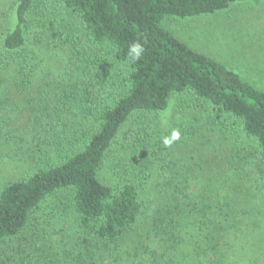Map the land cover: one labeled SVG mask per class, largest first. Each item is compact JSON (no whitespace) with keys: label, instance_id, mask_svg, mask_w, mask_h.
<instances>
[{"label":"trees","instance_id":"obj_1","mask_svg":"<svg viewBox=\"0 0 264 264\" xmlns=\"http://www.w3.org/2000/svg\"><path fill=\"white\" fill-rule=\"evenodd\" d=\"M242 1L13 0L10 3L0 14V91L7 101L13 89L23 95L21 101L12 100L5 105L13 119L35 134L46 128L54 132L52 128L75 115L90 120V125L82 134L79 149L71 154L63 150L56 156L54 161L59 162L55 164L45 163L46 160L39 163L37 157L32 174L0 184V264L41 263V255L31 251L30 242L13 249L11 254L7 252V244L31 226L30 217L42 205L62 194L70 203L78 230L71 264H87L102 250L116 247L151 211L152 229L158 235L182 243V233L187 236L193 231L206 242L199 256L218 255L220 248L215 240L224 231L223 225L231 229L233 226L227 221L244 212L243 201L238 197L241 194L224 190L223 183L218 182L228 181L226 174L248 180L250 169L255 167L252 171L262 177L255 189L264 193V88L192 49L163 24L168 19L186 20L222 13ZM52 4L76 18L88 47L91 44L98 51L92 55L87 46L76 43L81 47L76 50L79 58L75 55V59L67 62L61 74L65 78L46 80L40 74H45L42 64L47 55L44 58L41 33L36 32L45 30L53 43L71 44L73 50L76 42L75 32L74 36L68 32L64 36L55 26L57 21L47 8ZM135 42L144 49L138 60L132 58L129 50ZM104 49L112 50L114 62L127 69L124 81L116 80L113 65L102 54ZM41 79L45 82L42 81L44 85L39 90L42 93L36 98L31 87ZM53 86L54 93L50 95L47 90ZM186 94L210 107L211 128L206 131L218 132L221 148L224 141L229 148L231 154L221 178L212 168L205 176L201 160H193L195 168L179 162L173 155L176 148H181L179 140L170 147L162 143L174 129L181 130L183 139L199 141L197 133L202 128L162 130L154 123L159 117L167 118L174 99ZM121 133L142 157L139 174L147 181L142 184L143 190L151 188L150 194L142 195L135 176L121 178L116 185H108L100 177ZM13 134L1 132V148L15 147L24 156L25 144L30 153L42 155L37 142H33L34 148L27 142L24 130ZM116 174L121 175L118 168ZM147 195L151 196L146 204ZM52 209L53 213H59L58 207ZM215 210L219 218L214 216ZM238 217L232 221L233 225ZM170 249L175 250V245H170Z\"/></svg>","mask_w":264,"mask_h":264},{"label":"rangeland","instance_id":"obj_2","mask_svg":"<svg viewBox=\"0 0 264 264\" xmlns=\"http://www.w3.org/2000/svg\"><path fill=\"white\" fill-rule=\"evenodd\" d=\"M12 1L0 0V14L9 8ZM47 8L51 12L49 13L51 18L57 21L55 26L63 32L64 36L67 32L70 35L75 32L76 36L75 50H73L71 44L53 43L50 34H45V30L39 29L40 31L36 32V34L41 33L44 58L47 55V61L42 64L45 74L41 73L40 77L46 76V80L49 78L54 80L64 76L61 74L69 60L75 59V55L79 58L76 50L81 47L76 43L85 47L88 45L72 14L54 4ZM163 27L192 49L238 71L247 81L264 88V0H243L229 10L215 15L186 20L168 19ZM1 31L2 28H0ZM78 37H80L79 42ZM87 50L95 55L98 48L89 44ZM102 54L113 65L116 80L124 81L128 71L114 62L112 50L104 49ZM42 81L43 79L31 87V93L36 98H39L42 93L39 90L43 88L45 80ZM67 82L63 83L67 84ZM53 88L54 86L47 90L50 95L54 93ZM6 99L0 91V134L4 131L14 135V131L24 130L27 142L32 143H30L32 148H34L33 142H37L40 145L39 153L43 156L30 153L31 150L27 151L28 147L25 148V144L23 148L27 153L24 156L15 151V147L13 149L0 147V184L32 174L37 167L34 165L37 157L39 163L46 160L45 163L55 164L59 162L54 161L56 156L58 157L63 150L71 154L73 150L81 147L82 134L87 129L88 123L90 125V120H85L79 115L71 116L65 122L59 123L57 128H52L54 132L46 128L43 129L44 132L35 134L32 130L21 126L22 123L18 125V120L13 119L12 112H9L5 106L12 100L21 101L24 99L23 95L19 94L17 89H13L9 95V101ZM210 115L211 109L207 104H201V101L186 94L179 99H174L167 118L159 117L157 123H154L162 130L202 128L197 133L199 141L188 140L185 137L183 139L180 135L181 148H176L173 155L186 166L193 165L192 168H195L193 160H201L204 163L205 176L209 175V170L212 168L213 172L220 177L231 153L225 141L221 148L218 132L207 133L206 128H211ZM183 133L187 134L184 130ZM204 135L209 138H203ZM32 137L35 140H32ZM126 139L123 133L116 139L111 154L105 160L100 177L104 183L116 185L121 178L133 179L135 176L142 195L150 194L151 188L145 187L143 190L142 184L146 185L147 181L144 182L139 174L138 164L141 163L142 157L138 151H133L134 149L130 147L131 143ZM241 158L243 159L242 154ZM117 168L121 173L119 176L115 175ZM254 168L250 169L251 174L248 180L237 175L232 177L226 174L228 181L218 182L223 183L224 190L229 189L230 192L241 194L238 197L243 201L244 212L227 221L233 226L231 229L222 224L224 231L220 234L221 240L220 236L218 240H215L218 241L220 248L217 256L212 253L203 254V257L199 256L206 242L193 231H189L187 236L182 233V243L174 242L162 236L161 233L158 235L157 231L152 229L151 211L150 214L145 213L116 247L102 250L92 261L88 260L87 264H264V193L255 189L262 177L256 170L252 171ZM151 181L150 185L153 186ZM150 196L145 197L146 204ZM69 204L66 195L62 194L42 205L40 210L30 217L31 226L16 240L8 242V254L13 253V249H18V246L30 242L31 251L41 255L39 256L40 264H71V254L77 243L78 230L75 215ZM52 206L59 208L58 214L53 213ZM148 210L151 208L148 207ZM213 213L219 218L216 210ZM211 216L213 217L212 214ZM237 216L239 217L236 224L233 225L232 221ZM179 244L183 245L179 246ZM170 245H175V250L170 249Z\"/></svg>","mask_w":264,"mask_h":264},{"label":"clouds","instance_id":"obj_3","mask_svg":"<svg viewBox=\"0 0 264 264\" xmlns=\"http://www.w3.org/2000/svg\"><path fill=\"white\" fill-rule=\"evenodd\" d=\"M130 55L134 60H138L141 56V53L144 51L143 45L139 42H135L132 45H130ZM180 139V132L178 129H174L171 133V136H166L163 138V145L165 147H170L173 142Z\"/></svg>","mask_w":264,"mask_h":264}]
</instances>
